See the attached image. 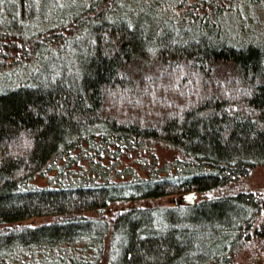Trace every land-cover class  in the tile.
Returning a JSON list of instances; mask_svg holds the SVG:
<instances>
[{"label":"trees","instance_id":"obj_1","mask_svg":"<svg viewBox=\"0 0 264 264\" xmlns=\"http://www.w3.org/2000/svg\"><path fill=\"white\" fill-rule=\"evenodd\" d=\"M123 1L68 3L49 26L47 0H0V71L11 44L32 70L0 72V264H231L264 243L260 195L228 190L264 166V47L224 34L218 0L178 26L154 19L161 0Z\"/></svg>","mask_w":264,"mask_h":264},{"label":"rangeland","instance_id":"obj_2","mask_svg":"<svg viewBox=\"0 0 264 264\" xmlns=\"http://www.w3.org/2000/svg\"><path fill=\"white\" fill-rule=\"evenodd\" d=\"M37 2L36 8L40 4V0H34ZM79 0H47L46 4L42 8L45 13L41 19L48 21L51 23L49 26L55 24L56 16H60V13H64L67 11L68 3H76ZM154 0H124L126 6L128 7V11H132L131 7L133 5H138V8L144 9L151 5V2ZM168 0H161V3L158 4L156 11L154 14V19L157 22H162L165 20H170L173 25H184V21H181L182 15L179 11H193L194 14L198 13L199 15L204 14V10L210 9V6L205 7V2L209 0H173V2L166 3ZM8 2V1H7ZM42 2V0H41ZM10 3V2H9ZM215 5L221 7V16L223 17V31L226 36H230V39L239 40V41H252L258 45H262L264 47V0H218L214 2ZM71 5V4H69ZM152 6V5H151ZM41 7H38L40 9ZM130 9V10H129ZM41 12V11H40ZM59 18V17H58ZM14 19V14L5 13L3 10L0 12V21L3 20L5 23H10ZM154 20V22H155ZM156 24V23H155ZM79 39V37H76ZM74 40L73 45H68L67 50L62 52V57L68 58L70 61L74 59L70 56V51L73 50L71 47L75 46ZM14 44H11L8 48V52L6 54V64L5 70H2V76H5V85L12 86L17 84L19 79H26L28 74L32 71L29 67L27 69V54H23V50H17L14 48ZM86 49V47H84ZM83 51L82 49H80ZM74 51V50H73ZM5 60V59H4ZM19 62V63H18ZM65 64L62 72L66 70V72L70 70V66ZM54 69L53 66H49L48 70L44 73L40 74L41 79H47V75L51 76V72ZM225 66H219L217 68V72L222 75L225 72ZM39 73V72H37ZM36 73V74H37ZM41 73V72H40ZM60 75V74H59ZM95 161L98 159L97 156H94ZM102 161L106 163L107 159L103 158ZM123 164H126V160H122ZM81 164L87 167V162L84 159H79L78 162H73L71 165L70 171L72 174L70 177H76L75 175L82 170ZM96 163L94 167H96ZM89 167V166H88ZM66 172V177H69ZM84 172V171H83ZM88 172V171H85ZM93 173H98V176H102L99 171H92ZM141 174H144L143 171ZM47 176H39L36 177L34 182L39 186H46L52 183V173ZM105 177L114 178L115 180L120 179L116 171H108ZM99 177L98 180H100ZM244 187L249 191H252L254 194H259L262 201V213L260 215L261 219L264 220V166L256 167L252 169L249 175L243 178L239 183L231 186L228 190L237 189L240 187ZM222 191H218L220 193ZM199 196L195 198L197 201ZM174 199L163 197L157 200H149L146 205H150L147 207L159 205V206H170L173 205ZM186 202H189V199H186ZM114 208V207H113ZM119 208V207H118ZM161 220V218H159ZM51 220L49 216H40L29 218L20 222H16L13 224H5L1 227L6 228H23V227H34L37 225L48 223ZM162 224V223H161ZM157 226V225H156ZM158 227V226H157ZM104 264V263H103ZM231 264H264V243L259 241H253L252 244H249L244 249L237 251L232 260Z\"/></svg>","mask_w":264,"mask_h":264},{"label":"water","instance_id":"obj_3","mask_svg":"<svg viewBox=\"0 0 264 264\" xmlns=\"http://www.w3.org/2000/svg\"><path fill=\"white\" fill-rule=\"evenodd\" d=\"M196 197H197V195H196L195 191H192V192H190L189 194L186 195V198L189 199V202L191 204H193L195 202V198Z\"/></svg>","mask_w":264,"mask_h":264}]
</instances>
